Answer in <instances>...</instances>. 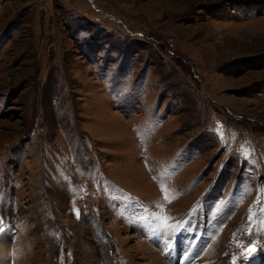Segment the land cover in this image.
I'll list each match as a JSON object with an SVG mask.
<instances>
[{
    "label": "rangeland",
    "instance_id": "obj_1",
    "mask_svg": "<svg viewBox=\"0 0 264 264\" xmlns=\"http://www.w3.org/2000/svg\"><path fill=\"white\" fill-rule=\"evenodd\" d=\"M20 263L264 264V0H0Z\"/></svg>",
    "mask_w": 264,
    "mask_h": 264
},
{
    "label": "snow or ice",
    "instance_id": "obj_2",
    "mask_svg": "<svg viewBox=\"0 0 264 264\" xmlns=\"http://www.w3.org/2000/svg\"><path fill=\"white\" fill-rule=\"evenodd\" d=\"M253 251H255V248H254V247L249 248V249L247 250V252L245 253V255L247 256V255L251 254Z\"/></svg>",
    "mask_w": 264,
    "mask_h": 264
},
{
    "label": "bare ground",
    "instance_id": "obj_3",
    "mask_svg": "<svg viewBox=\"0 0 264 264\" xmlns=\"http://www.w3.org/2000/svg\"><path fill=\"white\" fill-rule=\"evenodd\" d=\"M2 237V236H1ZM4 237V236H3ZM4 241V240H3ZM21 264V263H20Z\"/></svg>",
    "mask_w": 264,
    "mask_h": 264
}]
</instances>
